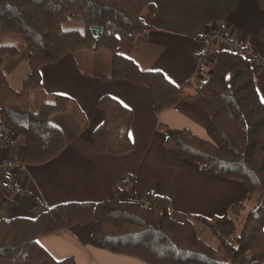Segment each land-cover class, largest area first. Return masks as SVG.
<instances>
[{
	"label": "trees",
	"instance_id": "trees-1",
	"mask_svg": "<svg viewBox=\"0 0 264 264\" xmlns=\"http://www.w3.org/2000/svg\"><path fill=\"white\" fill-rule=\"evenodd\" d=\"M264 8V0H255ZM152 0H0V136L25 138V163L48 161L67 144L52 116L68 109V97L42 89L41 65L71 51H108L111 72L102 79L124 77L144 84L158 112L186 97L157 70L141 69L117 53L119 36L135 42L149 27L143 19ZM20 34L14 40L10 35ZM264 41V24L260 32ZM6 38V39H5ZM23 53L29 72L19 90L2 69L5 56ZM42 94L37 107L33 94ZM197 93L214 108L209 139L189 129L158 124L166 139L164 150L193 161L201 172L241 181L247 200L231 205L222 216H190L175 220L169 197L148 192L144 201L117 196L99 202H70L43 208L35 217L0 219V264H76L71 256L56 260L36 240L41 233L96 221L89 238L93 246L141 258L150 264H264V102L255 73L241 54L217 49L212 70ZM97 106L102 122L91 133L98 153L119 155L133 149L129 130L133 111L108 94ZM242 211H245L241 219ZM203 223L218 240L203 241L196 224Z\"/></svg>",
	"mask_w": 264,
	"mask_h": 264
},
{
	"label": "crops",
	"instance_id": "crops-1",
	"mask_svg": "<svg viewBox=\"0 0 264 264\" xmlns=\"http://www.w3.org/2000/svg\"><path fill=\"white\" fill-rule=\"evenodd\" d=\"M142 17L149 27L135 42L119 36L117 53L132 59L141 69L161 71L183 87L186 97L155 112L144 84L124 77L102 79L111 72L112 65L104 52L98 58L99 51H69L57 61L41 65L43 91L70 100L65 112L51 118L62 128L67 144L48 161L25 163L17 170L16 180L25 193L16 194L9 187L1 193L0 219L33 218L45 207L99 202L114 196L144 201L148 192H154L169 197L171 216L184 221L194 215L222 216L231 205L247 200L241 181L203 173L197 163L167 153L163 148L166 135L158 124L189 129L209 139L207 126L215 110L205 96L197 93V86L211 72L217 46L202 42L207 59L199 71L197 38L216 22H222L244 47L264 52L260 36L264 8L255 0H152ZM2 69L10 86L21 89L29 72L23 53L5 56ZM254 73L259 97L264 102V69ZM104 94L133 111L129 130L133 149L126 153H98L92 147L91 133L103 120L97 102ZM24 148L25 138L20 136L16 145L3 154L23 156ZM95 225V220L74 224L41 233L36 240L56 260L71 256L76 264H150L133 255L91 245L89 238ZM196 231L209 245H219L203 223L196 224Z\"/></svg>",
	"mask_w": 264,
	"mask_h": 264
},
{
	"label": "built area",
	"instance_id": "built-area-1",
	"mask_svg": "<svg viewBox=\"0 0 264 264\" xmlns=\"http://www.w3.org/2000/svg\"><path fill=\"white\" fill-rule=\"evenodd\" d=\"M197 41L199 43L196 53L197 70L199 71L207 59V50L201 45L203 41L216 45L217 49L241 54L249 61L254 72L264 69V52H259L252 47H244L239 40L232 37L222 22H216L206 34L199 35ZM16 138L13 133L0 136V195L2 192L8 191V187L12 188L16 194L25 193V189L18 183L15 176L17 170L25 164L23 156L3 154V151H7L8 147L16 145Z\"/></svg>",
	"mask_w": 264,
	"mask_h": 264
},
{
	"label": "rangeland",
	"instance_id": "rangeland-1",
	"mask_svg": "<svg viewBox=\"0 0 264 264\" xmlns=\"http://www.w3.org/2000/svg\"><path fill=\"white\" fill-rule=\"evenodd\" d=\"M11 36V38H13L14 40H17V39H21L22 37H21V35L20 34H13V35H10ZM6 39V38H5ZM99 52L100 53H97L98 54V58H101V54H102V52H104V54H105V56H107L108 55V57L109 58H111V55H110V53L108 52V51H105V50H99ZM42 101V94L41 93H39V94H37V95H35V94H33L32 96H31V99H30V105L34 108V107H37L39 104H40V102ZM55 118H57V117H55ZM252 206H251V203L249 202L248 204H247V206H246V209L245 210H248L249 208H251ZM244 214H245V211H242V216H241V219H242V217L244 216Z\"/></svg>",
	"mask_w": 264,
	"mask_h": 264
},
{
	"label": "snow or ice",
	"instance_id": "snow-or-ice-1",
	"mask_svg": "<svg viewBox=\"0 0 264 264\" xmlns=\"http://www.w3.org/2000/svg\"><path fill=\"white\" fill-rule=\"evenodd\" d=\"M131 135V134H130Z\"/></svg>",
	"mask_w": 264,
	"mask_h": 264
}]
</instances>
